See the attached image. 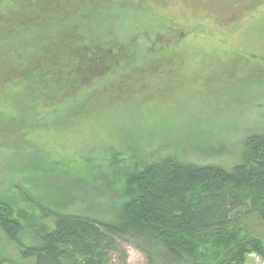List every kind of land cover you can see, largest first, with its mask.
<instances>
[{"label":"rangeland","instance_id":"obj_1","mask_svg":"<svg viewBox=\"0 0 264 264\" xmlns=\"http://www.w3.org/2000/svg\"><path fill=\"white\" fill-rule=\"evenodd\" d=\"M87 30L138 35L137 55L144 60L151 49L178 46L173 55L162 54L164 60L146 77L132 76L129 87L105 93L104 82L95 83L79 96L90 99L85 117L62 123L53 120L60 106L44 103L38 92L30 100L32 90L21 93L17 83L35 79L34 54L51 49L45 34L67 40ZM66 47L57 43L55 50ZM18 68L26 69L24 74L15 75ZM0 69V200L16 209L40 216L46 201L37 172L51 160H76L99 143L122 147L141 138L154 147L146 151L156 158L174 155L195 165L229 168L248 162L245 140L264 133V0H0ZM94 182L89 193L103 202L123 191L121 185ZM82 208L86 215L95 212ZM101 212L104 221L114 217L108 205ZM243 226L264 244V225L255 215L245 217ZM200 241V256L213 249L208 240ZM7 259L32 264L21 260L0 232V262ZM110 259L111 264H176L133 235L116 240ZM244 264L263 261L250 254Z\"/></svg>","mask_w":264,"mask_h":264},{"label":"trees","instance_id":"obj_2","mask_svg":"<svg viewBox=\"0 0 264 264\" xmlns=\"http://www.w3.org/2000/svg\"><path fill=\"white\" fill-rule=\"evenodd\" d=\"M117 31L74 32L67 40L58 34L42 35L51 49L34 54L39 62L30 74L37 80L21 79L17 83L21 90H17L27 94L32 90L30 100L38 92L44 103L60 106L53 120L58 117L62 123H73L87 114L90 99L79 100V96L95 83L103 81L101 92L105 93L122 84L129 87L132 76L146 77L149 69L164 60L162 54L173 55L171 51L178 46L151 49L144 60L143 54L137 55L138 35L128 38ZM37 36L40 40L41 35ZM57 43L67 44L65 52L55 50ZM24 70L14 74L22 75ZM137 140L122 147L113 141L99 143L76 160H51L37 172L42 175L37 181L45 187L46 201L40 216L0 200V232L21 260L111 264L116 240L133 235L161 248L176 264H244L250 254L264 264V244L243 226V219L252 215L264 225V133L245 140L248 162L229 168L195 165L174 155L156 158L146 151L154 147ZM52 176L62 182L52 185ZM95 179L110 188L123 186L121 195L103 202L105 198L89 193ZM104 205L114 209L109 221L102 218ZM81 206L95 212L86 215ZM201 239L208 240L213 249L200 256ZM0 264L20 263L7 259Z\"/></svg>","mask_w":264,"mask_h":264}]
</instances>
